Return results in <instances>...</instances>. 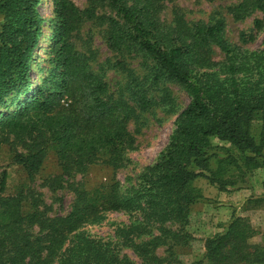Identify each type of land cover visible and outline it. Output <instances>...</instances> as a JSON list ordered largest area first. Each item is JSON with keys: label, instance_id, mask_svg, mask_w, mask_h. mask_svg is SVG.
<instances>
[{"label": "trees", "instance_id": "16d2710c", "mask_svg": "<svg viewBox=\"0 0 264 264\" xmlns=\"http://www.w3.org/2000/svg\"><path fill=\"white\" fill-rule=\"evenodd\" d=\"M51 1L57 31L41 52L52 54L50 67L33 84L30 66L45 22L41 0H0V143L7 135L18 141L48 136L57 156L71 158L81 170L125 150L128 121L152 104L145 84L163 89L167 97L161 85L175 82L189 101L166 145L123 191L116 180L104 188L76 190L69 211L53 217L37 209V199L26 210L20 193L0 196V264H163L156 249L167 239L172 246L189 237L182 225L190 205L204 198L193 185L196 179L219 191L248 188L245 177L264 168V41L255 50L232 46L221 18L165 25L160 17L165 0H94L85 9L71 0ZM96 5L115 14H98ZM263 9L264 0H240L232 12L240 18ZM88 20L105 24L112 50L148 62L146 74L135 81V106L110 97L75 49L71 35ZM44 152L40 146L17 159L31 175ZM4 184L3 174L0 191ZM263 201L249 197L246 202L259 207ZM103 210L123 211L129 218L113 228L115 241L80 231ZM256 234L247 217L233 216L224 231L205 239V264H264V248L251 242Z\"/></svg>", "mask_w": 264, "mask_h": 264}, {"label": "rangeland", "instance_id": "374dc122", "mask_svg": "<svg viewBox=\"0 0 264 264\" xmlns=\"http://www.w3.org/2000/svg\"><path fill=\"white\" fill-rule=\"evenodd\" d=\"M71 1L80 9L90 7L94 3V0ZM239 1L165 0L161 4L160 17L165 25H173L179 19L187 25H192L221 18L224 21V35L229 44L248 50L262 48L264 9L255 10L237 18L233 15L232 7ZM96 7L98 14H115L108 6L96 5ZM39 11L45 22L35 54L36 59L30 66L33 84L38 80L36 77L38 78L40 74L44 75V71L50 67L48 59L52 54L47 52L42 55L41 52L53 43V35L58 25L51 12V0H41ZM2 18L0 13V25ZM241 34L245 35L244 41ZM71 41L75 49L86 59L89 70L105 83L108 95L113 99H124L130 105L135 106L134 92L138 89L135 81H140L146 74L148 62L139 56H127L112 50L106 41V26L99 20L85 21L78 30L72 33ZM214 57L216 60H221L223 56L217 49H214ZM161 87L167 89L166 92L169 93L167 97H164L163 89H153L148 84L143 86L152 104L146 111H135L127 124L130 137V141L126 144L127 147L109 162H104L100 158L88 164L84 169H76L71 158L61 159L57 156L49 144L48 136L42 138L32 135L23 141H18L7 135L0 143V180L3 174L5 175L4 189L0 191V196L20 193L26 210L30 209L33 199H37L40 202L37 209L45 216L53 217L64 215L69 211L76 190L104 188L112 180L119 182L122 191L134 184L136 175L146 165L152 163L166 145L168 136L174 128L175 118L189 101V97L177 83L168 81ZM212 142L216 144L217 140L213 139ZM40 146L45 147L42 163L36 172L29 175L17 157L30 153ZM245 179H248L250 187L252 180L262 185L264 168L255 169L253 175ZM237 180L236 183L240 184V178ZM193 185L202 193L210 195V197H205L206 200H213L211 197L217 190L216 186L208 184L204 178L196 179ZM198 202L201 201L194 203ZM189 218L187 223L182 225L183 231L189 236L185 242L171 246L173 240L167 239L156 249L157 254L165 259L163 264H205L203 245L194 237V228ZM128 220L127 214L123 211L103 210L91 221L84 223L80 231L90 236L115 241L113 228L117 224L127 223ZM166 225L168 227L178 226L175 223ZM36 230L37 228L33 226L30 231L34 233ZM152 230L153 234L158 233L157 229ZM251 242L259 243L264 248L263 239L256 241L254 238ZM123 253L132 256L129 250L124 249Z\"/></svg>", "mask_w": 264, "mask_h": 264}, {"label": "crops", "instance_id": "0c3cea01", "mask_svg": "<svg viewBox=\"0 0 264 264\" xmlns=\"http://www.w3.org/2000/svg\"><path fill=\"white\" fill-rule=\"evenodd\" d=\"M251 195L264 197L263 186L255 180H252V185L248 188L216 190L211 197L213 200H206L205 197L210 195L203 193L204 198L200 199L201 202L190 205L188 217L192 221L194 237L203 245V253L205 239L224 231L233 216L247 217L257 229V234L252 240L255 238L256 241L262 239L264 241V203L259 207L247 205L246 201Z\"/></svg>", "mask_w": 264, "mask_h": 264}]
</instances>
